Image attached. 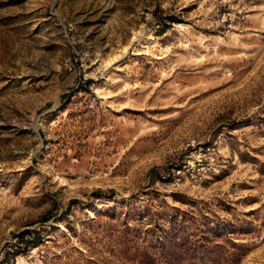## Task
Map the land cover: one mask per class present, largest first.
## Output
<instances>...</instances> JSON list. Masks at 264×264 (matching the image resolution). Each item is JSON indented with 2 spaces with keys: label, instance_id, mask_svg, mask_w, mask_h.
I'll return each instance as SVG.
<instances>
[{
  "label": "rangeland",
  "instance_id": "1",
  "mask_svg": "<svg viewBox=\"0 0 264 264\" xmlns=\"http://www.w3.org/2000/svg\"><path fill=\"white\" fill-rule=\"evenodd\" d=\"M0 264H264V0H0Z\"/></svg>",
  "mask_w": 264,
  "mask_h": 264
}]
</instances>
